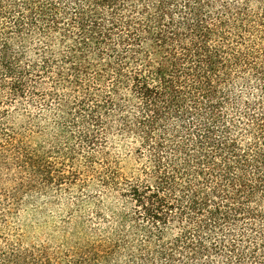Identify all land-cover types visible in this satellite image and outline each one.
<instances>
[{"label":"trees","instance_id":"1","mask_svg":"<svg viewBox=\"0 0 264 264\" xmlns=\"http://www.w3.org/2000/svg\"><path fill=\"white\" fill-rule=\"evenodd\" d=\"M70 184L103 236L26 244ZM0 264H264V0H0Z\"/></svg>","mask_w":264,"mask_h":264},{"label":"rangeland","instance_id":"2","mask_svg":"<svg viewBox=\"0 0 264 264\" xmlns=\"http://www.w3.org/2000/svg\"><path fill=\"white\" fill-rule=\"evenodd\" d=\"M124 150L119 146L115 149L121 155L124 170L128 171L133 161L125 155ZM59 164L68 174L69 167L66 165L69 162L61 159ZM63 187L51 192L44 200L25 202L23 205L13 225L26 244H45L51 250L66 249L77 242L84 243L88 238L89 241L103 236L101 225L95 216L97 208L87 200V194H93L95 191H84L73 184ZM79 198L82 202L78 201ZM107 201L109 203H106L105 207L122 206V202L117 199Z\"/></svg>","mask_w":264,"mask_h":264}]
</instances>
